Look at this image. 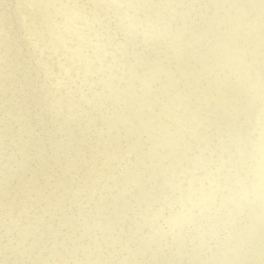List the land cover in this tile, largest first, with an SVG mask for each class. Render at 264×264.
<instances>
[{
	"label": "rangeland",
	"instance_id": "374dc122",
	"mask_svg": "<svg viewBox=\"0 0 264 264\" xmlns=\"http://www.w3.org/2000/svg\"><path fill=\"white\" fill-rule=\"evenodd\" d=\"M115 1L0 0V264H264V0Z\"/></svg>",
	"mask_w": 264,
	"mask_h": 264
},
{
	"label": "bare ground",
	"instance_id": "6f19581e",
	"mask_svg": "<svg viewBox=\"0 0 264 264\" xmlns=\"http://www.w3.org/2000/svg\"><path fill=\"white\" fill-rule=\"evenodd\" d=\"M4 1V0H3ZM63 1V0H62ZM66 1V0H65ZM94 1V0H93ZM107 1V0H106ZM117 1V0H116ZM115 1V2H116ZM142 0H133V5H131V6H133V7H130V10L132 11V10H134L135 9V7L138 5V4H140L139 2H141ZM153 1V0H152ZM155 1V0H154ZM71 2V1H70ZM76 2V1H75ZM80 2V1H79ZM143 2V1H142ZM187 2V1H186ZM36 3V2H35ZM81 3V2H80ZM84 3V2H83ZM111 3H112V1H111ZM171 3V2H170ZM30 4V3H29ZM51 4V3H50ZM62 4H63V2H62ZM114 4V3H113ZM152 4V3H151ZM159 4V3H158ZM32 5V4H31ZM76 5V4H75ZM77 5H78V2H77ZM76 5V6H77ZM94 5V4H93ZM99 5V4H98ZM103 5V4H102ZM106 5V4H105ZM129 5V4H128ZM29 6V5H28ZM33 6V5H32ZM31 6V7H32ZM66 6V4H64V5H60V8H62V7H65ZM100 6V5H99ZM86 7V6H85ZM123 7V6H122ZM183 7L184 8H186V5L184 6L183 5ZM183 7H181L180 9H177V10H174V12H170V13H166L165 11H162V13L161 14H159V15H156V17L155 18H153L152 20H153V22L152 23H150V25H151V31H153L154 32V30L155 29H160L159 31H162V29H167V26L170 24V22H171V16L174 18V16L176 15V13L177 14H180V12H181V10H182V8ZM59 8V9H60ZM67 8V7H66ZM77 8V7H76ZM87 8V7H86ZM99 8V7H98ZM109 8V7H108ZM173 8V7H172ZM184 8H183V10H184ZM91 9H92V7H91ZM126 9H129V8H126ZM174 9V8H173ZM32 10V9H31ZM61 10V9H60ZM123 10V9H122ZM152 10V9H151ZM170 10H171V8H170ZM65 11V10H64ZM63 11V12H64ZM70 11V10H69ZM91 11V10H90ZM94 11V10H93ZM126 11V10H125ZM135 11V10H134ZM133 11V12H134ZM154 11V10H153ZM36 12V11H35ZM67 12V11H66ZM77 12H80V10L79 11H77ZM86 12V11H85ZM97 12H99V11H97ZM96 12V13H97ZM110 12V11H109ZM129 12V11H128ZM132 12V13H133ZM139 12V11H138ZM70 13V12H69ZM124 13V12H123ZM136 13V12H135ZM187 13V12H186ZM185 13V14H186ZM22 14H24V13H22ZM62 14V13H61ZM122 14V13H121ZM124 14H126V13H124ZM134 14V13H133ZM54 15V14H53ZM68 15V14H67ZM77 15V14H76ZM87 16H86V18L88 17V14H86ZM100 15V14H99ZM123 15V14H122ZM141 15V14H140ZM74 16V15H73ZM97 16V15H96ZM120 16V15H119ZM127 16V15H126ZM130 16V15H129ZM180 16V15H179ZM124 17V16H123ZM131 17V16H130ZM150 17V16H149ZM185 17H187V16H185ZM8 18V17H7ZM177 18V17H176ZM24 19V18H23ZM179 19V18H178ZM182 20H184V19H186V18H181ZM59 20V19H58ZM70 20V19H69ZM113 20V19H112ZM150 20V19H149ZM66 21V20H65ZM135 21H137V20H135ZM175 21V20H174ZM4 22V21H3ZM25 22V21H24ZM62 22V21H61ZM88 22V21H87ZM86 22V23H87ZM134 22V21H133ZM181 22H183L184 23V21H181ZM77 23V22H76ZM84 23V22H83ZM146 23H148V22H146ZM182 23V24H183ZM41 24V23H40ZM75 24V23H74ZM130 24V23H129ZM172 24V23H171ZM7 25V24H6ZM28 25V24H27ZM26 25V26H27ZM68 25V24H67ZM173 25V24H172ZM171 25V26H172ZM175 25V24H174ZM186 25V24H185ZM57 26H58V24H57ZM71 26V25H70ZM126 26H127V24H126ZM130 26V25H129ZM132 26V25H131ZM181 26L182 25H179L178 26V29H177V33H175V34H171L169 37H167L166 38V45L167 46H171V47H173L174 45H175V43H177V42H179V41H183L184 43H186L187 42V40L189 39V37L191 36V33H192V31L191 32H187L186 33V31L184 32L183 30L184 29H181ZM188 26V25H187ZM137 27V26H136ZM139 27V26H138ZM147 27H149V24H148V26ZM176 27V26H175ZM183 27V26H182ZM65 28V27H64ZM141 28V27H140ZM187 28V27H186ZM191 28V27H190ZM46 29V28H45ZM50 29V28H49ZM85 29V28H84ZM139 29V28H138ZM145 29V28H144ZM176 29V28H175ZM76 30V29H75ZM80 30V29H79ZM121 30H122V28H121ZM128 30V29H127ZM133 30V29H132ZM146 30V29H145ZM186 30V29H185ZM63 31V30H62ZM66 31V30H65ZM70 31V30H69ZM124 31V30H123ZM134 31V30H133ZM141 31H143V28L141 29ZM166 31V30H165ZM39 32V31H38ZM40 32H42V31H40ZM51 32V31H50ZM53 32V31H52ZM56 32V31H55ZM86 32V31H85ZM120 32H122V31H120ZM126 32V31H125ZM135 32V31H134ZM172 32V31H171ZM57 33V32H56ZM128 33V31L126 32V34ZM136 33H138L137 31H136ZM140 33V32H139ZM142 33V32H141ZM141 33L140 34H138L135 38H134V40L131 42L130 40H129V43H130V45L132 46V45H135V44H137L138 45V42L140 43V41L141 40H139V36L141 35ZM152 33V32H151ZM150 33V34H151ZM161 33V32H160ZM3 34V33H2ZM48 34H50V33H48ZM54 34V33H53ZM74 34V33H73ZM143 34V33H142ZM91 35V34H90ZM135 35V34H134ZM148 35V34H147ZM147 35H145L147 38H148V36ZM70 36H72L71 34H70ZM70 36H69V38H70ZM76 36V35H75ZM86 36V35H85ZM127 36V35H126ZM150 36V35H149ZM54 37V36H53ZM68 37V36H67ZM100 37V36H99ZM142 37V36H141ZM194 37V36H193ZM49 38V37H48ZM119 38H122V36L120 35L119 36ZM75 39V38H74ZM82 39V38H81ZM84 39V38H83ZM127 39V38H126ZM141 39V38H140ZM145 39V38H144ZM164 39V38H163ZM162 39V40H163ZM67 40V39H66ZM84 40H86V39H84ZM125 40V39H124ZM143 40V39H142ZM63 41V40H62ZM160 41V40H159ZM50 42V41H49ZM60 42H61V40H60ZM90 42H92V41H90ZM47 44H48V42H46ZM54 43L56 44V41H54ZM82 43H83V41H82ZM103 43H105V42H102V44ZM148 43V42H147ZM46 44V45H47ZM50 44V43H49ZM106 44H108V41H107V43ZM52 45V44H51ZM57 45V44H56ZM60 45V44H59ZM58 45V46H59ZM71 45V44H70ZM84 45H86V44H84ZM148 45V44H147ZM161 45H162V42L160 43V42H157V43H153L152 42V44H150V45H148V46H146V48L144 49L145 51H144V56L143 57H141V58H139L136 62H135V66L134 67H132L133 66V64H132V62H130V64H132V66L131 65H129V63L127 64V65H129L130 67H132L133 69H134V73L132 74V75H130V77H129V79H130V82H128L127 84V86H126V90L125 91H129L130 89H132L131 87H130V85L132 84V82L134 81V80H137V81H139L141 84H143L142 82H146V81H148V82H150L149 81V79L151 80V76L153 75V73H152V75L150 76V77H146V78H140L139 76H138V73H137V71H138V69H140V68H143L145 65H148L147 63L151 60V58L150 57H146L145 55H150V54H152L151 52L152 51H155V50H159L160 49V47H161ZM80 45H78V47H79ZM93 46V45H92ZM130 46V47H131ZM163 46V45H162ZM166 46V47H167ZM217 46H219V45H217ZM217 46H215V47H211V48H209V47H203V54H204V56H202V60H206V58H205V55H207L208 53L209 54H211L212 55V53H210V52H212L213 50H215V48L217 47ZM32 47H34V46H32ZM37 47V46H36ZM49 47H51V46H49ZM61 47V46H60ZM67 47V46H66ZM124 47V46H123ZM139 47V46H138ZM177 47V46H176ZM184 47V46H183ZM53 48V47H52ZM89 48V47H88ZM92 48V47H91ZM127 48V47H126ZM68 49V48H67ZM80 49V48H79ZM79 49H78V51H79ZM130 49V48H129ZM132 49V48H131ZM130 49V50H131ZM38 50V49H37ZM60 50H62V49H60ZM59 50V51H60ZM70 50H72V49H70ZM81 50V49H80ZM83 50V49H82ZM88 50H90V49H88ZM94 50V49H93ZM126 49H124V50H122V51H125ZM163 50V49H162ZM184 50V49H183ZM161 51V50H160ZM159 51V52H160ZM198 51V50H197ZM63 52V51H62ZM71 52V51H70ZM89 52V51H88ZM164 52V51H163ZM167 52V51H166ZM166 52H165V54H166ZM172 52H173V50L171 51V52H169L170 53V56H169V53H167V56L164 58L165 60V62H168V61H170L171 60V54H172ZM181 52V51H180ZM77 53H79V52H77ZM82 53V52H81ZM84 53V52H83ZM199 53H201V52H199ZM213 53H214V51H213ZM102 53H100V55H101ZM121 54V53H120ZM124 54V53H123ZM178 54V53H177ZM198 54V53H197ZM215 54V53H214ZM89 55V54H88ZM143 55V54H142ZM160 55V54H159ZM194 55H195V51H194ZM64 56V55H63ZM95 56V55H94ZM128 52H126L121 58L119 57V59H122V61L124 62L125 60H127L128 59ZM133 56V55H132ZM181 56L182 57H184L182 54H181ZM181 56H179L178 57V60H180L182 57ZM48 57V56H47ZM84 57V56H83ZM131 57V56H130ZM136 57V56H135ZM214 57V56H213ZM42 58V57H41ZM99 58H101L100 56H99ZM134 58V57H133ZM38 59V58H37ZM36 59V60H37ZM68 59H70V57L68 58ZM93 59V58H92ZM91 59V60H92ZM118 59V60H119ZM168 59H170V60H168ZM188 59V58H187ZM40 60V59H39ZM42 60V59H41ZM65 60V59H64ZM67 60V59H66ZM161 60V59H160ZM75 62H76V60H74ZM97 61V60H96ZM134 61V60H133ZM29 62V61H28ZM37 62V61H36ZM61 62V61H60ZM70 62H71V60H70ZM87 62H89V61H87ZM126 62V61H125ZM124 62V63H125ZM128 62H129V59H128ZM188 62H189V59H188ZM21 63V62H20ZM40 63H42V62H40ZM81 63V62H80ZM102 63H103V61H102ZM118 63V62H117ZM123 63V64H124ZM154 63H156V62H154ZM26 64V63H25ZM34 64V63H33ZM62 64V63H61ZM94 64H96V63H94ZM98 64V63H97ZM149 64H150V62H149ZM173 65H174V69H171L172 71H165V73L162 75V77H160L161 78V82H163L164 80L163 79H165V78H167L168 76V73L170 72V73H175V71H176V69L177 68H179L180 67V65H178V61H176V62H173L172 63ZM180 64V63H179ZM19 65V64H18ZM99 65V64H98ZM102 65V64H101ZM122 65V64H121ZM126 65V64H125ZM126 65V66H127ZM15 66V65H14ZM34 66V65H33ZM35 66H36V64H35ZM38 66V65H37ZM45 66V65H44ZM100 66V65H99ZM105 66V65H104ZM118 66V65H117ZM153 66H154V64H153ZM206 66V65H205ZM23 67V66H22ZM146 67V66H145ZM159 67H160V65H159ZM158 67V68H159ZM165 67V66H164ZM21 68V67H20ZM19 68V69H20ZM40 68H42V67H40ZM59 68V67H58ZM95 68V67H94ZM98 68V67H97ZM102 67L100 66V69H101ZM105 68V67H104ZM121 68V67H120ZM23 69V68H22ZM27 69V68H26ZM57 69V68H56ZM82 69V68H81ZM80 69V70H81ZM123 69V68H122ZM122 69H120V70H122ZM131 69V68H130ZM133 69H131V70H133ZM143 69H145V68H143ZM156 69V68H155ZM17 70H18V68H17ZM21 70V69H20ZM24 70V69H23ZM104 70V69H103ZM125 70V69H124ZM127 70V69H126ZM129 70V69H128ZM148 70L150 71V69L148 68ZM161 70H163V69H161ZM82 71V70H81ZM102 71V70H101ZM100 71V73H102ZM105 71V70H104ZM144 71V70H143ZM147 71V70H146ZM155 71V70H154ZM158 71V70H157ZM56 72V71H55ZM62 72V71H61ZM113 72V71H112ZM123 72H125V71H123ZM130 72V71H129ZM133 72V71H132ZM132 72H130V74L132 73ZM162 73L164 72V71H161ZM214 72V71H213ZM14 73V72H13ZM16 73H18V72H16ZM119 73V72H118ZM127 73V72H126ZM156 73V72H155ZM160 73V72H159ZM188 73V72H187ZM196 73V72H195ZM206 73V72H205ZM55 74V73H54ZM104 74V73H103ZM110 74V73H109ZM121 74V73H120ZM140 74V73H139ZM146 74V73H145ZM149 74V73H148ZM189 74V73H188ZM197 74V73H196ZM208 73H206V75H207ZM210 74V73H209ZM222 70H219V71H216L215 70V72L212 74V76H210L211 77V82L210 83H208V84H210L211 86H213V84H217L214 80L216 79V81H217V79L219 78V77H221L222 75ZM46 75V74H45ZM112 75V74H111ZM121 75H123V74H121ZM121 75H119L120 76V78H121ZM189 75H191V73L189 74ZM26 76V75H25ZM99 76V75H98ZM125 76V75H124ZM155 76L156 75H153V77L155 78ZM159 76H160V74H159ZM197 76V75H196ZM204 76V75H203ZM127 77V76H126ZM209 77V76H208ZM106 78V77H105ZM115 78H117V77H115ZM114 78V79H115ZM124 78V77H123ZM173 78V77H172ZM176 78V77H175ZM191 78V77H190ZM194 78V77H193ZM125 79V78H124ZM127 79V78H126ZM153 79V78H152ZM174 79V78H173ZM194 79H196V78H194ZM202 79V78H201ZM214 79V80H213ZM66 80V79H65ZM105 80V79H104ZM108 80H110V77H109V79ZM121 80V79H120ZM128 80V79H127ZM133 80V81H132ZM157 80V79H156ZM155 80V81H156ZM159 80V79H158ZM167 80V79H166ZM213 80V81H212ZM221 80V79H220ZM116 81V80H115ZM129 81V80H128ZM152 81V80H151ZM153 81H154V79H153ZM168 81H170V78H169V80ZM166 82V83H169L170 84V82ZM176 81V80H175ZM174 81V82H175ZM55 82V81H54ZM107 82V81H106ZM112 82V81H111ZM120 82V81H119ZM126 82V81H125ZM147 82V83H148ZM172 82H173V80H172ZM206 82V81H205ZM117 83V82H116ZM121 83V82H120ZM137 83V82H136ZM151 83V82H150ZM197 83V82H196ZM102 84V83H101ZM138 84V83H137ZM155 84V83H154ZM165 84V83H164ZM104 85H106V84H104ZM108 85V84H107ZM148 85V84H147ZM173 85V84H172ZM187 85V84H186ZM223 85V84H222ZM114 86V85H113ZM117 86V85H116ZM119 86V85H118ZM122 86V85H121ZM141 86V85H140ZM139 86V87H140ZM142 86H144V84L142 85ZM153 86V85H152ZM194 86H196V90H198L199 91V87L197 88V86H198V84H194ZM207 87H208V85H206ZM138 87V88H139ZM147 87V86H146ZM204 87V86H203ZM216 87V86H215ZM114 88V87H113ZM135 88V87H134ZM141 88V87H140ZM148 88V87H147ZM146 88V92H148L147 90L149 89H147ZM193 87H192V89H190V90H192L193 91V89H194ZM232 87H230V89H231ZM239 88V87H238ZM108 89V88H107ZM120 89V88H119ZM128 89V90H127ZM151 89V88H150ZM203 89V88H202ZM204 89H206V88H204ZM226 89H227V87H226ZM225 89V90H226ZM229 89V91H231ZM121 90V89H120ZM124 90V89H123ZM114 91V90H113ZM154 91H156V90H154ZM195 91V90H194ZM197 91V92H198ZM239 91V90H238ZM119 92V91H118ZM145 92V93H146ZM205 92V97H204V99H203V101H202V99L200 100V101H202L201 103H199L198 105H197V111L195 110V113L196 112H202L203 111V109L206 107L205 105H206V103H207V99L208 98H210L209 97V92H208V90H205L204 91ZM203 92V93H204ZM132 93V92H131ZM134 93V92H133ZM149 93H150V91H149ZM153 93H155V92H153ZM189 93H191V92H189ZM123 94H125L124 92H123ZM148 94V93H147ZM197 94V93H196ZM130 95V94H129ZM145 95V94H144ZM227 95H229V92H228V94H226V93H224V96H223V98H226L227 97ZM109 96V95H108ZM111 96V95H110ZM115 96H116V94H115ZM146 96V95H145ZM145 96L143 97V98H145ZM230 96V95H229ZM102 97V96H101ZM124 98V97H123ZM123 98H122V100H123ZM212 98V97H211ZM217 98H219V97H217ZM222 98V99H223ZM98 99V98H97ZM116 99H118V97H116ZM147 99V98H146ZM227 99H228V97H227ZM231 99V98H230ZM16 100H18L19 101V99H17L16 98ZM110 100V99H109ZM145 100V99H144ZM189 100V99H188ZM191 100V99H190ZM105 101V100H104ZM117 101V100H116ZM139 101H141V100H139ZM112 102H113V100H112ZM135 102V101H134ZM145 102V101H144ZM220 102V101H219ZM190 103V102H189ZM209 103V102H208ZM223 103V102H222ZM237 104V103H236ZM14 104H12V106H13ZM82 105V104H81ZM113 105H115V104H113ZM211 105V104H210ZM106 106V105H105ZM138 106V105H137ZM140 106H141V104H140ZM186 106H188L187 104H186ZM196 106V105H195ZM98 107V106H97ZM112 107V106H111ZM108 108V107H107ZM125 108H127V107H125ZM209 108V107H208ZM81 109V108H80ZM123 109V108H122ZM195 109V108H194ZM99 110V109H98ZM84 112H86V108L83 110ZM182 111V110H181ZM102 112V111H101ZM108 112H110V111H108ZM139 112V111H138ZM29 113H31V112H29ZM96 113V112H95ZM100 113V112H99ZM68 114V113H67ZM111 114V113H110ZM194 114V113H193ZM28 115V114H27ZM65 115V111L64 112H62L61 114H59L56 118H54L53 120H51L48 124H47V126L45 127L46 128V132H49V131H52V129H55V128H57L60 124H59V122L58 121H60L61 119V121H63V116ZM98 115V114H97ZM206 115V114H205ZM99 116V115H98ZM103 116V115H102ZM109 116V115H108ZM85 116H83V118H84ZM88 117V116H87ZM101 117V116H100ZM104 117V116H103ZM192 117V116H191ZM197 118H198V116H196ZM205 117V116H204ZM195 118V117H194ZM196 118V119H197ZM187 120V119H186ZM202 120H203V117H202ZM190 121V120H189ZM199 121H200V119H199ZM198 121V122H199ZM86 122H87V120H86ZM193 122V121H192ZM109 123V122H108ZM108 123H105V124H108ZM117 123V122H116ZM81 124V123H80ZM83 124V123H82ZM86 124V123H85ZM88 125H89V123H87ZM119 125V124H118ZM64 126V125H63ZM73 126V125H72ZM78 126H81V125H78ZM116 126V125H115ZM114 126V127H115ZM83 127H85V125H83ZM113 127V128H114ZM192 127V126H191ZM197 127V126H196ZM196 127H195V129H196ZM63 128V127H62ZM72 128V127H71ZM76 127H74V129H75ZM87 128V127H86ZM42 129V128H41ZM64 129V128H63ZM62 129V130H63ZM117 129V128H116ZM42 131H44V130H42ZM86 131V130H85ZM98 131V130H97ZM80 132V131H79ZM83 133H84V131H83ZM96 133V132H95ZM198 133V132H197ZM86 134V133H85ZM92 136H94V135H92ZM247 137L248 136H246V137H244V139H247ZM84 138V137H83ZM108 138H109V136H108ZM97 139V138H96ZM88 140H90V138L88 139ZM84 141V140H83ZM90 141H92V140H90ZM144 141V140H143ZM152 141V140H151ZM111 144H112V142H110ZM157 144V143H156ZM151 145V144H150ZM156 146V145H155ZM102 148H104V146L102 147ZM99 149H101V146H99L98 145V147H97V150L96 151H98V152H100V150ZM102 150V149H101ZM219 155V154H218ZM213 157H215L214 156V154H213ZM38 159V158H37ZM170 164H171V161H170ZM206 169H209V167L208 168H206ZM208 171V170H207ZM251 171V170H250ZM252 172V171H251ZM254 173V172H253ZM212 174V173H211ZM248 174V173H247ZM245 175V174H244ZM242 178V177H241ZM242 181H245V179H242ZM259 185V184H258ZM258 189V187L256 188V190ZM217 190V189H216ZM234 190V188H231L230 189V193L232 194V191ZM255 193L257 194L258 192L257 191H255ZM262 193V192H261ZM225 195V194H224ZM137 199H140V198H137ZM137 199L136 200H134V203H136L137 202ZM218 203V202H217ZM239 215H242V213H240ZM238 215V216H239ZM259 232L258 233H261L262 232V230H258ZM199 239V238H198ZM197 238H193V240H195L194 241V244H196L198 241ZM263 253H264V251H263ZM263 255V254H262ZM255 259V258H254Z\"/></svg>",
	"mask_w": 264,
	"mask_h": 264
}]
</instances>
